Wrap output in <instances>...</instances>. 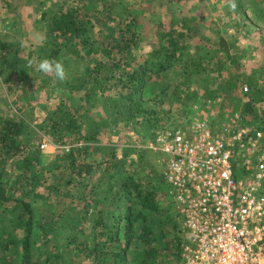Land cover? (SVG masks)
I'll list each match as a JSON object with an SVG mask.
<instances>
[{
  "label": "trees",
  "instance_id": "1",
  "mask_svg": "<svg viewBox=\"0 0 264 264\" xmlns=\"http://www.w3.org/2000/svg\"><path fill=\"white\" fill-rule=\"evenodd\" d=\"M116 1L27 0L43 42L26 53L21 40H0L13 97L0 113V264H178L181 218L131 135L150 129L151 140L174 105L186 118L194 104L211 115L231 100L220 118L240 109L264 124V65L244 69L264 0H141L122 17ZM44 58L63 62V82L37 70ZM103 131L128 139L102 143ZM44 138L70 148L49 160Z\"/></svg>",
  "mask_w": 264,
  "mask_h": 264
},
{
  "label": "built area",
  "instance_id": "2",
  "mask_svg": "<svg viewBox=\"0 0 264 264\" xmlns=\"http://www.w3.org/2000/svg\"><path fill=\"white\" fill-rule=\"evenodd\" d=\"M214 102L206 99L205 107ZM192 110L151 140L131 135L132 147L161 155L186 234L178 264H264V124L245 122L240 109L218 119L199 104ZM48 147L70 148L44 138L39 148Z\"/></svg>",
  "mask_w": 264,
  "mask_h": 264
},
{
  "label": "rangeland",
  "instance_id": "3",
  "mask_svg": "<svg viewBox=\"0 0 264 264\" xmlns=\"http://www.w3.org/2000/svg\"><path fill=\"white\" fill-rule=\"evenodd\" d=\"M140 5H143L141 0H117L113 5V12L115 15L117 14V16L122 17L125 16L132 8ZM41 6L46 7L47 4L45 5L41 3ZM33 7V5L27 3V0H0V40H21L22 45L26 48L24 51L26 53L28 50L34 49L37 45L41 44L44 40V31L42 29V24L36 22L37 13L34 11ZM160 11L161 10L159 9L155 10L157 13ZM251 27L253 28V31L249 34L247 42L250 46L256 49L251 50L249 54L250 56L245 59L244 69L247 73H250L253 69H260L261 66L264 65V46H262V44L258 46L259 39L264 37V26L260 27V29H258V26L256 25ZM199 84H201L199 86L203 87L202 83ZM38 99L40 100V98ZM12 100V96H6L4 86L2 85L0 78V113H2L6 108H10ZM55 103L56 100L50 99V105H54ZM234 106L233 100L229 102L228 106H220L219 104L215 105V108L212 109L213 113H211V115L218 119L226 112L227 108L231 109ZM169 110L170 112L164 118V123H171L170 125L174 123L176 124V122L183 123L185 117H183L184 115L179 114V107L177 105L172 106ZM12 111L13 110L9 109L8 112L11 113ZM118 129L119 131L121 130V132L125 130L122 125H120ZM139 131L144 134L141 136V140L148 141L147 136L151 132L150 129L141 128ZM99 137H101L100 141H102V143L110 142L117 145L126 142L128 139L126 135L122 134L119 136L112 132L107 133V131H103ZM129 141H131V144H135L131 137ZM120 146L124 145L121 144ZM56 149L57 148L53 147H48L45 149L44 153H48L46 150H50V155L48 154L49 160L55 157ZM139 151L143 153L141 163L143 164L144 169L147 171L151 170V173L154 172L155 174L163 173L164 164L162 163L161 155L158 152L141 148L140 150H137V157L139 155ZM133 155L136 156V153ZM129 157H132V155H129ZM146 170L142 174L148 176ZM168 264H175V262L171 259Z\"/></svg>",
  "mask_w": 264,
  "mask_h": 264
},
{
  "label": "clouds",
  "instance_id": "4",
  "mask_svg": "<svg viewBox=\"0 0 264 264\" xmlns=\"http://www.w3.org/2000/svg\"><path fill=\"white\" fill-rule=\"evenodd\" d=\"M236 5L231 4V8L235 9ZM37 70L47 76H54L58 82H63L67 78V70L62 61L57 59H41L38 63Z\"/></svg>",
  "mask_w": 264,
  "mask_h": 264
},
{
  "label": "crops",
  "instance_id": "5",
  "mask_svg": "<svg viewBox=\"0 0 264 264\" xmlns=\"http://www.w3.org/2000/svg\"><path fill=\"white\" fill-rule=\"evenodd\" d=\"M50 151V150H49Z\"/></svg>",
  "mask_w": 264,
  "mask_h": 264
}]
</instances>
